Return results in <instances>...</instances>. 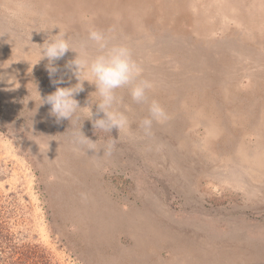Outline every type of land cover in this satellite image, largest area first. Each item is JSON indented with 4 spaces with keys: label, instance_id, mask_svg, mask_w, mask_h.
<instances>
[{
    "label": "rangeland",
    "instance_id": "374dc122",
    "mask_svg": "<svg viewBox=\"0 0 264 264\" xmlns=\"http://www.w3.org/2000/svg\"><path fill=\"white\" fill-rule=\"evenodd\" d=\"M149 1L138 29L110 13L111 0H103L110 12L63 13L57 28L47 0H0V264H196L205 253L214 263L264 264V169L240 173L253 194L231 175L238 152L251 157L260 143L264 153V0H165L166 15L154 8L163 0ZM90 28L126 44L152 82L148 101L169 119L154 122L150 136L139 127L147 104L126 89L118 108L130 127L119 133L93 128L87 81L75 96L84 108L70 121L39 105V95L77 82L65 67L75 53L50 77L39 44L60 31L79 50ZM210 123L218 126L211 136ZM80 130L97 149L116 139L111 155L88 150ZM99 200L113 205L111 218L126 214L113 238ZM146 219L165 236L150 241Z\"/></svg>",
    "mask_w": 264,
    "mask_h": 264
},
{
    "label": "clouds",
    "instance_id": "9594fccd",
    "mask_svg": "<svg viewBox=\"0 0 264 264\" xmlns=\"http://www.w3.org/2000/svg\"><path fill=\"white\" fill-rule=\"evenodd\" d=\"M89 43L97 49L95 55L89 54ZM39 45L38 62L47 59L46 68L50 77L58 71L56 61L62 59L69 51L75 53L74 58L67 62L65 67L76 78V84L70 87H57L53 93L43 98L39 95V105H50V115L55 117L57 122L70 121L78 109L84 108L79 105L75 96L83 90L85 81L95 87L96 101L88 108V119L91 120L94 129L106 133H111L113 129H116L119 133L130 127L128 116L118 108L120 97L117 93L121 89L127 90L134 103L147 104L148 115L139 123L145 136L152 134L154 122L163 124L169 119L168 113L158 101H148L147 92L153 87V84L147 79L140 78L142 68L133 59L130 48L124 43H109L105 32L90 28L87 39L80 43L79 50L71 46L65 34L60 31L46 37ZM62 82L63 78L53 80L54 84ZM93 105H95V113L92 111ZM99 113L103 115L93 119L94 115ZM81 134L83 139L80 142L86 141L88 150L95 152L102 150L104 155H111L116 139L112 138L109 143L97 149L96 141L93 142L86 138L82 132Z\"/></svg>",
    "mask_w": 264,
    "mask_h": 264
},
{
    "label": "bare ground",
    "instance_id": "6f19581e",
    "mask_svg": "<svg viewBox=\"0 0 264 264\" xmlns=\"http://www.w3.org/2000/svg\"><path fill=\"white\" fill-rule=\"evenodd\" d=\"M44 1L46 2V0H44ZM47 1H48V4H50V5L55 4V7L59 11V13H61L59 15V13L57 11L54 12L53 10H50L49 8H48L49 10L48 9L44 10L46 12H50L49 14H47V19H49V23H51L52 25H55L56 28L63 26L64 25L63 23L68 20V15L63 14V13H67V12L70 13V12H73L75 10H78L77 12H82L83 14H88V13H91V10H93V11L100 10V6H102V7L104 6L103 10L105 9V10H107V12H110V9H112L113 12H110V13H115V15L117 17H121L123 19L124 23L126 25L129 24V26L132 28L137 27L138 29H141L143 26L147 25V22H148V20L146 18L147 13L145 11H146L147 7H149V2H150L149 0H111V1H113L114 5H111L112 3L110 4V2H109L110 5H108V6H107L106 2H103V0H47ZM5 2H7V1H5ZM8 2H9V0H8ZM152 2H155V1H152ZM166 3L167 2L165 0H163V2L156 1V6L154 8H156L157 10L159 9L161 12L164 13V15H166L167 10H166V7L164 8ZM105 6L109 7L110 9L105 7ZM167 7H169V6H167ZM7 8H10V7H7ZM29 15H31V14L29 13ZM91 16L92 15H90V18H91ZM122 30H123L122 33L125 35L124 37L127 38V36L129 35V34L127 35L126 34L127 32H125L127 30L124 27ZM134 34L135 33L133 32V35ZM129 40H135V39L130 38ZM1 73L5 74L4 71L0 72V74ZM217 129H218L217 125H212V123H210L209 128L207 130L209 132V136H211L213 133H215L217 131ZM245 133L248 134V132H244V134ZM258 141H259V139H258ZM261 143H263V138L261 140ZM260 146H261V144L257 143V145L255 146V149L253 150L254 154L251 157L248 156V154L244 153L245 150L238 152V155H239L241 161L237 162V165L239 166L237 168H239L241 171H239V169H238L237 172H233L231 174L233 177H236V178L239 175L238 178H240L242 180L240 183H242L243 188L246 185L252 194L254 193L253 192L254 189L252 188V185L247 183V178L244 175H241L240 173L245 172L246 175H248L250 178H253V175L256 174L258 167H259V169L260 168L264 169V153L260 150L261 149ZM238 163H240V164H238ZM177 165L179 166V164H177ZM257 174L259 175L258 177L260 178L261 175H264V171L259 170L257 172ZM257 180H258V178L257 179L255 178V181H257ZM249 190H248V192H250ZM107 202H105L103 200H99L97 202V204H98V206H101V208H102L101 210H99V213L106 214V213H104V211L107 210L106 208H108L107 214L110 218L103 221L105 226L107 228H109L108 230H106L107 234H105V237L109 236V237L113 238V237L118 235L117 232H119L120 230H122L124 228V225H123L124 220L126 221L127 218H126L125 213H123L122 215H120V213H119L116 216H113L111 218V215H112L111 212L114 211V207L112 205L111 206L112 209H111L109 202H108V204H107ZM103 214H99V215L101 217H103L104 216ZM131 217L133 219V216H131ZM145 222L147 224L148 219H146ZM150 224L149 225L147 224V227H149L147 230H145V228L143 229V231L141 230V232H143V234H145L147 232L149 236L151 235L150 241L155 242V240L157 238H159L158 236H161V237L165 236V234H163L164 233L163 231L158 230L155 226L150 225ZM145 240H146L145 237H143V235H142V237H139L138 242L144 243ZM113 249L115 251V249H117V247H115ZM215 258H216V261H220V259H217V256ZM196 264H220V263L219 262L214 263L212 256L205 253L200 258V260L197 261Z\"/></svg>",
    "mask_w": 264,
    "mask_h": 264
}]
</instances>
